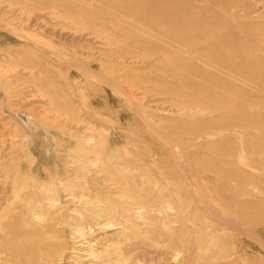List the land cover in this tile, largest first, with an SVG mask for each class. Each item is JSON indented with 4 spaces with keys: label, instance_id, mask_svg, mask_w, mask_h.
Wrapping results in <instances>:
<instances>
[{
    "label": "rangeland",
    "instance_id": "374dc122",
    "mask_svg": "<svg viewBox=\"0 0 264 264\" xmlns=\"http://www.w3.org/2000/svg\"><path fill=\"white\" fill-rule=\"evenodd\" d=\"M72 1L96 6L98 18L106 16L100 9L112 12L97 0ZM34 4L0 0V73L9 104L31 112L40 126L27 142L0 110V264H264V225L237 218L246 214L242 202L257 206L254 217L264 215V191L255 188L264 183L260 83L233 79L247 98L248 120L189 116L177 100L190 92L186 79L204 92V76L176 58L155 63L160 48L175 49L168 41L177 37V24L159 39L149 29L153 20L114 13L129 33L153 43L138 47L87 15L47 17L46 28H34L29 15L52 13ZM210 13L194 20L225 25L217 33L224 41L237 34L253 52L264 41V31L250 26L264 27L263 0L242 1L226 16ZM8 29L62 58L28 54L25 41ZM202 29L183 38L190 42Z\"/></svg>",
    "mask_w": 264,
    "mask_h": 264
},
{
    "label": "bare ground",
    "instance_id": "6f19581e",
    "mask_svg": "<svg viewBox=\"0 0 264 264\" xmlns=\"http://www.w3.org/2000/svg\"><path fill=\"white\" fill-rule=\"evenodd\" d=\"M33 1L35 2V9L43 11L52 10V13L48 14V16L43 14L33 18L31 15H29L28 22L31 24L33 23L34 28H40L42 26L46 28L48 26L47 17L54 19L63 16L64 18L74 20L76 15H79L80 17L87 15L92 18L93 23L97 24L99 22L98 25H100L101 28L112 26L114 29L110 34H115V36L119 38L120 42H124L125 40H134L136 46L138 47L146 45H150L151 47L153 46V43L151 40L150 42L143 43L141 41L142 36L140 33H129V27L114 21L116 19L114 13L120 12L122 14H129L140 20L146 18L153 20V22H151V26L146 27L157 31L160 35L159 39L165 34L164 32L166 31L167 27H169L168 25L171 26L173 24H177V26L180 27L177 37L173 38V42L168 41V43L171 44L170 46H173L175 49L160 48L158 51V57L155 59V63H164L168 60H171L172 58H176V60H178L176 63L178 64L183 62H191L192 68L190 72L194 71L195 74H200L202 77L204 76L203 78L205 81H207V84H211V82L213 83L214 81L212 87L208 86L207 84H202V87L205 90L202 92L200 91L201 87H199L197 83H193L187 79L185 80L184 83L186 84V87L189 88L190 92L189 94L181 95V98L178 99L179 101L177 100V103L185 106L189 116H198L204 112H212L221 115V117L218 118L219 120H217L219 122L231 116L233 117L236 114H239L240 118L248 120L247 117L249 116V109H247L248 106L244 103L247 101V98L243 95V88L241 89L240 87H237L233 84V79L235 77H242L249 80V77H253V80L255 82H259L260 86L264 89V49L261 48V45H264V41L258 40L257 37L256 39L258 40V46L255 47V52H253L254 49L248 43V40L246 38V40H242L243 38H240L237 36V34L230 35V39L228 41H224L223 38L219 37L217 33H220L222 28H225V25L217 26L211 22L205 23V21L200 19L194 20V18H199L201 14L210 12L212 13L209 15L220 16L223 14V16H226V14H229L230 10L239 8V4L245 0H97L98 2L107 5L109 10L112 11L111 13H108L110 11L105 9L103 11L100 9V12H104L102 15L106 14V16H101L100 18H98L95 14L97 7L89 4L88 2L87 4L90 6L87 5V8H82L72 0ZM212 6H216V9L213 10ZM10 7L11 6L7 7L9 13L14 12V9ZM27 7L24 6L22 8L20 17H22L23 13L28 10ZM180 17L182 18V21H179ZM104 18L105 20L109 21H104L105 23L101 22ZM225 20L227 21V18H225ZM196 26L203 27L200 35L196 39L187 42L183 38V33L188 32V30L189 32H192V29L196 28ZM250 26L256 30L264 31L263 26L257 24L255 26L254 24H250ZM8 31L25 41L26 45L28 46V48L26 47V52L28 54L36 53V55H40L39 53H41L43 55H52L57 58H62L60 54L50 51L44 44L39 43L34 37L21 35L14 29H8ZM150 32L148 31V33ZM111 35H109V38L107 37L106 40L107 44L109 45L115 42L114 39L111 38ZM233 35H235V37ZM54 51L56 50L54 49ZM184 54L187 55L186 59L182 58V55ZM196 62H200L201 64ZM210 67L214 69L218 75L212 74L211 72L209 73L207 68ZM2 75L3 74L0 73V110L3 112L2 116L15 126V129L18 131V133H21L25 136L27 142H31L32 137L38 133V129L40 128L37 123V119L31 112L27 110H13L11 108L9 99L12 98V94L9 92L8 85H6ZM32 75L35 76L36 74ZM85 75L87 76L88 74L85 73ZM43 87L44 88H42V90H45V92L48 94L47 87ZM218 91H220L221 94L218 93ZM214 92L218 93L214 96H216L219 101L216 105L211 106L209 104V98H211L210 96ZM238 95L239 97H237ZM242 128L245 129L246 127ZM43 129H45L47 134L49 133L46 128ZM260 129H262L260 132L264 134V127ZM236 130L234 129V131ZM257 130H259V128H257ZM194 131L197 132V130ZM49 154L52 156L51 152H49ZM235 177H242V174H239V176L236 175ZM255 188L264 191V183H257ZM248 194L249 193L245 191L240 195L244 196ZM241 208L244 209L246 214H244L245 217H243V219H240L242 216L240 215L241 213L238 214L237 218L239 223L244 224L253 220L254 218H257L261 221L260 224L257 223V225H264V215L254 217V215L250 213L252 209L257 208L255 204L242 202Z\"/></svg>",
    "mask_w": 264,
    "mask_h": 264
}]
</instances>
